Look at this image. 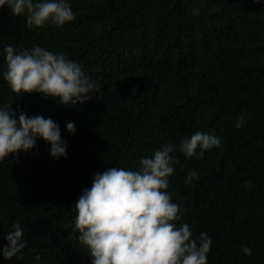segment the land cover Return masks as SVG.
<instances>
[{"label":"trees","instance_id":"obj_1","mask_svg":"<svg viewBox=\"0 0 264 264\" xmlns=\"http://www.w3.org/2000/svg\"><path fill=\"white\" fill-rule=\"evenodd\" d=\"M70 6L72 21L39 27L0 8V73L6 44L39 45L79 62L102 85L88 101L65 106L40 93L12 92L0 75V106L51 117L67 143V156L54 159L38 137L36 149L0 161V248L13 221L26 241L21 259L0 256V264H91L74 227L82 189L108 167L137 170L141 157L167 142L180 161L166 189L184 209L176 226L187 223L193 237L207 232V264H264V0ZM241 113L247 123L236 128ZM69 121L75 134L66 130ZM196 131L220 144L186 158L180 141ZM191 169L198 178L186 184Z\"/></svg>","mask_w":264,"mask_h":264},{"label":"clouds","instance_id":"obj_2","mask_svg":"<svg viewBox=\"0 0 264 264\" xmlns=\"http://www.w3.org/2000/svg\"><path fill=\"white\" fill-rule=\"evenodd\" d=\"M7 6L13 15L25 17L28 26H42L51 22L63 26L75 18L70 0H0V8ZM197 9H193L195 13ZM6 64L2 75L15 93H40L58 100L65 106H75L90 99L89 93L99 92L102 85L86 74L83 66L64 53L33 45L3 48ZM247 123L241 113L235 127ZM66 130L75 134V122L69 121ZM49 144L52 158L67 156V143L62 139L59 123L51 117L28 115L12 104L0 106V161L10 153L37 148V138ZM214 134L196 131L181 139L179 152L186 158L203 155L205 150L219 146ZM176 146L164 143L152 156H143L139 168L108 167L93 174L90 187H84L74 205V227L78 240L89 251L91 264H207L212 239L201 231L199 237L187 223L176 226L181 205L172 200L166 190L169 176L180 161L173 155ZM199 150V151H198ZM198 178L196 169L188 171L185 183ZM250 183V182H249ZM24 228L13 221L5 233V246L0 256L21 259L26 247ZM241 251L251 255L252 249ZM39 254L35 259L39 260Z\"/></svg>","mask_w":264,"mask_h":264}]
</instances>
